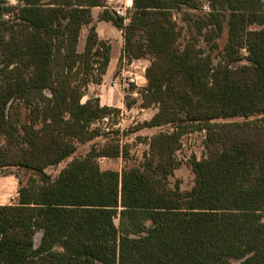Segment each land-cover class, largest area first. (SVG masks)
<instances>
[{"label":"trees","instance_id":"trees-1","mask_svg":"<svg viewBox=\"0 0 264 264\" xmlns=\"http://www.w3.org/2000/svg\"><path fill=\"white\" fill-rule=\"evenodd\" d=\"M17 1H0V176L27 179L17 177L15 203L0 205V264H264V122L248 119L264 114V0H132L127 23L104 0ZM93 7L122 31L120 59L150 61L139 93L157 111L140 127L170 128L149 138L137 165L100 167V157L127 158L112 138L51 178L46 168L118 111L83 100L110 60ZM185 7L190 35L178 46L174 12ZM235 116L245 119L216 121ZM202 129L206 154L191 159L194 184L181 192L168 185L175 153Z\"/></svg>","mask_w":264,"mask_h":264},{"label":"rangeland","instance_id":"rangeland-1","mask_svg":"<svg viewBox=\"0 0 264 264\" xmlns=\"http://www.w3.org/2000/svg\"><path fill=\"white\" fill-rule=\"evenodd\" d=\"M5 4L17 5V0H0ZM109 2V3H107ZM125 2V0H124ZM128 4L131 2V7H127L125 15L129 18L133 9L132 0H126ZM107 6L119 7L123 6V0H104ZM110 4V5H109ZM207 2L201 1V9H207ZM115 12V9L109 7ZM101 7L92 8V19L99 32L100 38L108 41L113 45L112 53L119 57L123 47L122 31L115 27L112 23H104L99 19ZM189 10L185 8L178 12H174V18L178 24L180 35L178 38V46H182L190 35L189 23L185 20ZM116 13V12H115ZM117 14V13H116ZM118 15V14H117ZM128 21V20H127ZM126 21V22H127ZM87 28L84 27L80 33L79 49H82ZM198 46L209 53L205 43L201 37H198ZM227 41V30L224 28L221 36L217 39L218 49L211 52L212 61L217 62V52L221 49ZM247 52L245 49H240L239 56L241 58L238 63L245 62ZM131 62V61H130ZM125 58L120 60H113L110 64V73L103 77L100 84H89L83 100L89 97H98L102 105H108L118 108V111H113L109 116L101 120L95 121L91 126L99 129V135L93 139L76 143L75 152L62 160L57 165H51L46 168L47 174L51 178H55L59 171L66 166V164L74 157L85 155L91 146L101 147L108 140L115 138L120 144H126L128 149L127 158L123 157H105L99 158L98 162L102 169H114L121 171L123 168L131 165H137L142 162L145 152L148 150L149 138L160 130L170 128V125L156 126V127H140L141 123L149 120L151 116L157 111V105L151 104L147 107L142 106L141 95L139 89L146 84L143 67L149 65L150 61L147 58H141L130 63ZM135 86L131 89V86ZM23 116V114L21 115ZM243 116H235L231 118L216 119V121H242ZM250 120H260L264 122V114H253L248 117ZM206 154L203 134L200 130H194L183 134L181 136V146L176 151L175 156L179 162L178 167L173 174L168 178V185L170 187H179L181 192H187L194 184V174L191 169L190 161L193 157L201 159ZM6 175L0 176V205L11 204L16 202L17 189L19 186L17 177L23 181L27 179V173L23 170L12 169ZM16 173V174H14ZM118 222V220H115ZM36 243L39 234L35 235Z\"/></svg>","mask_w":264,"mask_h":264},{"label":"built area","instance_id":"built-area-1","mask_svg":"<svg viewBox=\"0 0 264 264\" xmlns=\"http://www.w3.org/2000/svg\"><path fill=\"white\" fill-rule=\"evenodd\" d=\"M107 3H109V2H107ZM125 3V4H124ZM123 6H119V7H114V6H109V7H112V8H114L115 9V12L119 15V16H121L122 18H123V21H124V23H127L128 21H129V18L125 15V13H126V11H127V7H131V2H130V4H128L127 2H126V0H125V2H124V0H123ZM110 5V4H109ZM107 7V6H106ZM108 7V8H109ZM207 9H209V7L207 6ZM128 20V21H127ZM127 21V22H126ZM201 132H202V134H203V139H204V141H205V137H206V132H205V130L204 129H202V130H200ZM196 159H198V158H196Z\"/></svg>","mask_w":264,"mask_h":264},{"label":"crops","instance_id":"crops-1","mask_svg":"<svg viewBox=\"0 0 264 264\" xmlns=\"http://www.w3.org/2000/svg\"><path fill=\"white\" fill-rule=\"evenodd\" d=\"M101 22H104V23H108V21H104V20H101ZM111 23V22H110ZM96 29H97V27H96ZM97 32H98V30H97ZM98 34H99V32H98ZM100 36V35H99ZM110 46H111V50H110V60H109V63H108V66H107V70H106V73L103 75V77H105L106 75H108L109 73H110V64L111 63H113V60L115 61V60H120V56L118 57L117 56V54H115V53H112V51H113V45H111L110 44ZM135 60H139V59H134V60H132L130 63H132V62H134ZM143 72L145 71V66L143 67V70H142ZM145 85V84H144ZM143 85V86H144ZM154 127H156V126H154ZM119 157H121V156H119ZM101 158H105V157H101ZM107 158H109V157H107ZM114 170V169H113ZM118 171V170H117ZM36 234H39V238H38V241H37V243L39 242V239H40V235H41V233L40 232H38V233H36ZM36 237V236H35ZM35 243H36V238H35Z\"/></svg>","mask_w":264,"mask_h":264}]
</instances>
